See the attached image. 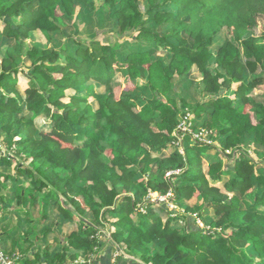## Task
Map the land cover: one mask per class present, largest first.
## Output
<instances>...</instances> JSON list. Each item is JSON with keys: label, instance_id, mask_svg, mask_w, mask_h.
Instances as JSON below:
<instances>
[{"label": "trees", "instance_id": "16d2710c", "mask_svg": "<svg viewBox=\"0 0 264 264\" xmlns=\"http://www.w3.org/2000/svg\"><path fill=\"white\" fill-rule=\"evenodd\" d=\"M78 4L112 35L68 33L61 17L75 19ZM36 31L48 46L25 52ZM0 56V137L15 150L4 163L20 159L33 183L17 189L19 203L40 197L78 218L60 255L97 253L109 226V249L115 242L147 264H264V165L246 150L218 158L251 142L264 157V0H0ZM195 70L202 99L183 89ZM188 112L215 132L217 151L190 134L180 151ZM169 190L189 214L150 195Z\"/></svg>", "mask_w": 264, "mask_h": 264}, {"label": "crops", "instance_id": "0c3cea01", "mask_svg": "<svg viewBox=\"0 0 264 264\" xmlns=\"http://www.w3.org/2000/svg\"><path fill=\"white\" fill-rule=\"evenodd\" d=\"M3 145L0 141V172L13 175L6 182H3L4 177L0 181V207L6 209L5 215L0 214L3 218L0 225L1 243L7 252L19 253L22 264H50L52 261L59 263V256L62 264H74L80 258L87 259V262L79 264H147L124 249H118L115 242L110 250L112 243L109 242L111 233L108 228L103 229L104 232L100 234V239H106L101 242L103 247L97 253L86 254L82 250L68 249L64 256L60 255L63 246L68 243L69 235L79 226L78 218H73L72 214H64L60 205L44 207L40 197L36 204L31 199L27 203H19L17 189L33 188V183L29 176H22L17 169L20 159L13 161L11 166L4 163L5 152L1 150ZM45 229L49 232L46 233ZM48 252L50 259L44 256ZM77 252L78 256L72 257ZM35 260L38 261L34 263Z\"/></svg>", "mask_w": 264, "mask_h": 264}, {"label": "rangeland", "instance_id": "374dc122", "mask_svg": "<svg viewBox=\"0 0 264 264\" xmlns=\"http://www.w3.org/2000/svg\"><path fill=\"white\" fill-rule=\"evenodd\" d=\"M77 8H78L77 9L78 11H77V15H76L75 19H70V18L65 17V16L61 17L62 15L60 16L61 17V22L64 24L65 30L68 33L72 34L73 32L78 31V33L73 34V36L75 38H78V39L82 38V39H84L86 41H89L92 38V36H94L95 32L98 33V39L104 38L105 36L110 35V34L112 35V33L110 31H108L107 29H106V31H101L103 29H102V27H100L101 25L97 23V19L92 14L91 8L89 9L88 6H86L85 4L84 5L78 4ZM59 38H61V41H62V39H65V37H63V36H60ZM24 41H25L24 42L25 43V52H26V49H30L32 45L42 44L43 46H48L45 34L40 32V31H36L33 35H30L29 38L25 39ZM6 46L7 45H5V47ZM0 58H1V56H0ZM0 62H1V59H0ZM18 64L22 65L20 67L21 68V72L18 74V76H19V86L18 87H19L21 92H24V90L28 86V82H29V78L27 77L26 73L29 71V68H30V60H28L26 62H24V60H23V61H20ZM24 71H26V72H24ZM198 78H199V75H198L197 71L195 70V73L190 76V79H191L190 85L191 86H189L187 89H186V86H183V89L188 90L190 96H192L193 98H195V95L198 94V92L196 91L195 86H193L197 82ZM116 81H118V82L121 81V83H122V85L116 89V93L119 95V93L121 92V90H122V88L124 86V84H123L124 83L123 74L118 73V75L116 77ZM186 82L187 81H185L184 84ZM70 92H73V91L72 90H68L67 93H70ZM196 98L202 99L203 97H202L201 94H198L196 96ZM190 99H191V97L189 98V100ZM36 122L39 125V127L42 128L43 131H50L51 123H50V120H48L47 118L38 117ZM193 124H194L193 127L197 126V127H199L198 129L203 128V127H200V126H202V123L197 118L195 120V116L194 115H193ZM0 141H1V137H0ZM213 141L216 142V144H214V145H216V148H214V150H213V152H215V151L218 150L217 148L220 146L221 143L216 138H213ZM242 147H243V149L241 151H238L239 149L236 150L238 152L237 153L238 154L237 157H239L241 155V153L245 152V150H246L248 152V154L253 158L254 162L256 163V167L259 168L260 166L262 167L264 165V162H263L264 157L259 154V151H258L259 147H258L257 143L251 142V143H248V144H243ZM1 150L4 151L5 153L9 152L11 154H13L14 151H15V150H12L11 148L8 149V146H6V144L3 145ZM218 158L221 161H224L226 163H228V160H229V162H233L234 161L232 156L222 155V153L219 155ZM22 162H24L25 165L28 164L27 161L26 162L22 161ZM205 165H207L206 162H205ZM210 182L212 183L211 179H210ZM150 195L153 198H156V196H158L159 194L156 193V192H151ZM195 196H196V193H195ZM199 202H200V198L194 197V198H191V199H187L185 201V204L192 205L194 203H199ZM20 203H21V200H20ZM170 205H171V207L169 206V204H167V207L171 211H172V209H177L178 208L172 201H171ZM184 208H185V206H182V207H179L178 210H180L184 215H185V213L189 214L188 212L183 211ZM0 211H3L0 214H4L5 215V213H6V209L5 208L0 207ZM63 213H65L64 210H63ZM210 213L212 214V211H210ZM2 222H3V218L0 215V225H1ZM198 223L202 227H207V228L209 227V224L203 218L202 219L198 218ZM28 225L31 226V224H28ZM104 228L110 229L109 226H106ZM105 239L106 238H103L100 241L102 242ZM117 241H122L123 245H124V243H126L125 240H123V239H118ZM123 247L125 248V246H123ZM136 255L140 256L139 254H136Z\"/></svg>", "mask_w": 264, "mask_h": 264}, {"label": "built area", "instance_id": "2783aa9c", "mask_svg": "<svg viewBox=\"0 0 264 264\" xmlns=\"http://www.w3.org/2000/svg\"><path fill=\"white\" fill-rule=\"evenodd\" d=\"M193 114L191 113H186L182 119V122L178 126V130L175 132L177 135V144L180 146V151L182 153L185 152L184 150V145L183 141L185 138V135L190 134L193 140L195 141H200L204 144H211L214 145L216 142L213 141L215 132L212 130H207L204 128H200L198 130L193 129ZM238 152L234 149H226L225 152H222V155H227V156H232L233 159L237 157ZM232 159V160H233ZM178 172V171H177ZM173 173H168L167 177L172 175ZM174 192L172 190H169V192L166 195H158L156 196L155 199H158L160 201H165L169 206L171 207V198L173 197ZM21 259V255L17 252L14 253H9L7 252L2 243H1V233H0V264H17V262ZM87 259L85 258H80L75 261L74 264H79V263H86Z\"/></svg>", "mask_w": 264, "mask_h": 264}]
</instances>
